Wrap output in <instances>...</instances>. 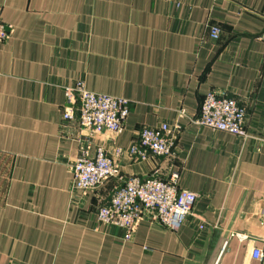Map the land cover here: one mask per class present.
<instances>
[{
    "label": "crops",
    "instance_id": "1",
    "mask_svg": "<svg viewBox=\"0 0 264 264\" xmlns=\"http://www.w3.org/2000/svg\"><path fill=\"white\" fill-rule=\"evenodd\" d=\"M0 18L13 27L0 44V264H264V0H0ZM80 80L129 99L120 133L63 118ZM210 91L246 107L250 137L193 122ZM161 123L173 155H116ZM83 142L126 177L177 173L193 212L176 231L143 220L125 240L96 215L118 178L74 187Z\"/></svg>",
    "mask_w": 264,
    "mask_h": 264
},
{
    "label": "built area",
    "instance_id": "2",
    "mask_svg": "<svg viewBox=\"0 0 264 264\" xmlns=\"http://www.w3.org/2000/svg\"><path fill=\"white\" fill-rule=\"evenodd\" d=\"M13 27L0 18V44L10 39ZM221 29L211 25L210 37L219 39ZM129 99L107 93L90 91L83 80L66 89V102L63 107L65 120H78L81 127L91 133H120L130 114ZM182 112H186L185 109ZM246 107L237 99L219 94L207 93L195 124L213 130L228 132L240 137H250L246 128ZM175 139L169 124L144 126L139 139L127 149L117 147L116 155L127 151L138 160L147 159L150 154L171 156L174 154ZM74 187L90 191L104 185L112 177H117L110 199L98 207L96 215L100 224L117 225L124 229V239L132 238L136 227L143 220L158 223L176 231L193 212L198 194L180 187L177 173L170 180L151 174L123 176L118 173L115 158L104 149L93 150L91 143L83 142L78 158L71 164ZM254 258H261L263 251L254 248Z\"/></svg>",
    "mask_w": 264,
    "mask_h": 264
}]
</instances>
